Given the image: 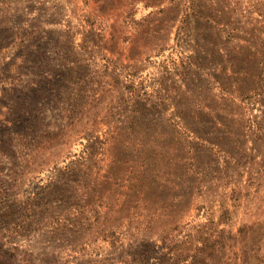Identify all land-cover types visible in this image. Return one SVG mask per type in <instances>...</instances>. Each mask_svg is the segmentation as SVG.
Masks as SVG:
<instances>
[{
  "label": "rangeland",
  "instance_id": "rangeland-1",
  "mask_svg": "<svg viewBox=\"0 0 264 264\" xmlns=\"http://www.w3.org/2000/svg\"><path fill=\"white\" fill-rule=\"evenodd\" d=\"M0 264H264V0H0Z\"/></svg>",
  "mask_w": 264,
  "mask_h": 264
}]
</instances>
